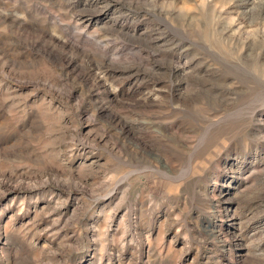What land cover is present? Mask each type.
Returning <instances> with one entry per match:
<instances>
[{"label":"rangeland","instance_id":"rangeland-1","mask_svg":"<svg viewBox=\"0 0 264 264\" xmlns=\"http://www.w3.org/2000/svg\"><path fill=\"white\" fill-rule=\"evenodd\" d=\"M0 264H264V0H0Z\"/></svg>","mask_w":264,"mask_h":264}]
</instances>
